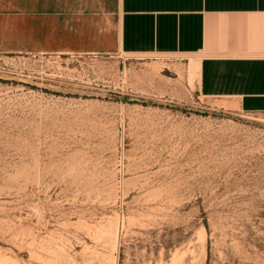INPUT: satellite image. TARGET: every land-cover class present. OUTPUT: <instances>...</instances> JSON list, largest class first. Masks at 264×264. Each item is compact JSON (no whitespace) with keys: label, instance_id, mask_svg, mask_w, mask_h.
<instances>
[{"label":"rangeland","instance_id":"374dc122","mask_svg":"<svg viewBox=\"0 0 264 264\" xmlns=\"http://www.w3.org/2000/svg\"><path fill=\"white\" fill-rule=\"evenodd\" d=\"M188 72L0 55V264H264V113Z\"/></svg>","mask_w":264,"mask_h":264},{"label":"crops","instance_id":"0c3cea01","mask_svg":"<svg viewBox=\"0 0 264 264\" xmlns=\"http://www.w3.org/2000/svg\"><path fill=\"white\" fill-rule=\"evenodd\" d=\"M31 54L180 57L198 97L264 113V0H0V55Z\"/></svg>","mask_w":264,"mask_h":264}]
</instances>
